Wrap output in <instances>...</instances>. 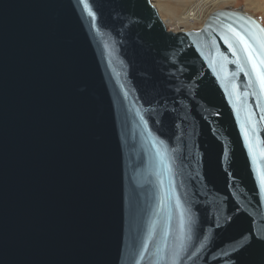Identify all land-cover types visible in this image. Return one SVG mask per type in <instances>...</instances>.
<instances>
[{"label": "water", "instance_id": "1", "mask_svg": "<svg viewBox=\"0 0 264 264\" xmlns=\"http://www.w3.org/2000/svg\"><path fill=\"white\" fill-rule=\"evenodd\" d=\"M0 264H264V24L0 0Z\"/></svg>", "mask_w": 264, "mask_h": 264}, {"label": "rangeland", "instance_id": "2", "mask_svg": "<svg viewBox=\"0 0 264 264\" xmlns=\"http://www.w3.org/2000/svg\"><path fill=\"white\" fill-rule=\"evenodd\" d=\"M166 4L170 5L172 8L175 9L176 13L180 17H186L190 14V12L194 9L195 6L204 3V9L200 17H203L199 21L194 22V26H186L185 28L175 27L171 25L174 30H190V29H197L200 25H203L204 21L208 17V15L213 12L214 10L221 9V8H242L244 11L251 13L255 17H257L263 24H264V0H229L225 3H212L211 0H163ZM156 7H158L157 0H152ZM188 2H192L190 6H184ZM164 14V13H163ZM165 16V14H164ZM201 23V24H200Z\"/></svg>", "mask_w": 264, "mask_h": 264}, {"label": "bare ground", "instance_id": "3", "mask_svg": "<svg viewBox=\"0 0 264 264\" xmlns=\"http://www.w3.org/2000/svg\"><path fill=\"white\" fill-rule=\"evenodd\" d=\"M227 1H229V0H211L210 2H212V3H225ZM157 4H158L157 8H158V10L160 12V15H161L162 19L166 23L167 28L169 30H173L175 32L187 31V30L176 31L172 27H170V24H168L169 21H171V25H174L175 27H181V28L184 27L185 28L186 26H194V22L199 21L200 19L203 18V17H200V15L202 13V10L204 9L203 8L204 7V3H201V4L197 5V6H195L194 9L190 12V14L188 16H186V17H180L176 13L175 9L172 8L170 5L166 4L163 0H157ZM191 4H192V2H188L187 4H184V6L188 7ZM163 13L165 14V16H164ZM210 14L208 15V17L210 16ZM208 17L206 18V20L208 19ZM206 20L204 21L203 25L199 26V28L204 26ZM199 28H197V29H199ZM190 30H194V29H190Z\"/></svg>", "mask_w": 264, "mask_h": 264}, {"label": "snow or ice", "instance_id": "4", "mask_svg": "<svg viewBox=\"0 0 264 264\" xmlns=\"http://www.w3.org/2000/svg\"><path fill=\"white\" fill-rule=\"evenodd\" d=\"M246 18V17H245Z\"/></svg>", "mask_w": 264, "mask_h": 264}]
</instances>
